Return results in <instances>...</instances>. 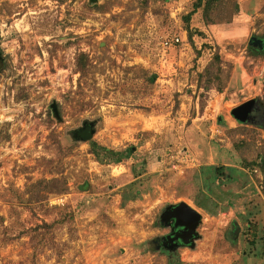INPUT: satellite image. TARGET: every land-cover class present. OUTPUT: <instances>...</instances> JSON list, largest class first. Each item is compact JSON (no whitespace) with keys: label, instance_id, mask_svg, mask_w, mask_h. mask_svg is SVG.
<instances>
[{"label":"rangeland","instance_id":"1","mask_svg":"<svg viewBox=\"0 0 264 264\" xmlns=\"http://www.w3.org/2000/svg\"><path fill=\"white\" fill-rule=\"evenodd\" d=\"M227 1L0 0V264H264V126L231 115L264 110V0Z\"/></svg>","mask_w":264,"mask_h":264},{"label":"water","instance_id":"2","mask_svg":"<svg viewBox=\"0 0 264 264\" xmlns=\"http://www.w3.org/2000/svg\"><path fill=\"white\" fill-rule=\"evenodd\" d=\"M96 0H89L90 3ZM52 112L58 117L56 106L52 105ZM232 117L241 124H254L263 127L261 118L264 117V110L256 100L246 101L231 110ZM258 119V117H260ZM79 137L82 141H89L91 136V125H86L79 131ZM163 222H172L175 229L181 230L184 234L185 245L190 244V240L197 237V228L201 222V215L186 203L182 202L166 210Z\"/></svg>","mask_w":264,"mask_h":264},{"label":"trees","instance_id":"3","mask_svg":"<svg viewBox=\"0 0 264 264\" xmlns=\"http://www.w3.org/2000/svg\"><path fill=\"white\" fill-rule=\"evenodd\" d=\"M225 2H228V1L227 0H196V3L193 6V12H195L199 9H202V14H203L204 19L209 22L213 12L215 13L218 10L219 5H221ZM191 14L192 13H190L188 16H190ZM228 18L230 19L231 15ZM187 31L189 34V38H191L192 32L189 29H187ZM249 48H250V51H252L253 53L264 52V49H263L264 48V36H262V37H258V36L251 37L250 41H249ZM81 57L83 58L84 56H81ZM82 58H81V61H82ZM218 63H219V57L216 55L215 58L213 59V61L210 63V66H215ZM210 66H209V69H210ZM81 68H84V66L82 64L80 65V69H79L80 72L82 71ZM92 146H93L92 147L93 149L99 150V151L105 153V155H108V154L111 156H114V155L119 156L120 155V153H117L113 150L102 147L96 143H93ZM260 168H261L260 171H263V180H262L261 186H262V190H263V194H264V162H263V164L260 165ZM226 171L229 172L228 175L225 174ZM230 172H232L231 169H227L224 167L203 166L200 168V172L198 173L199 176L196 175L197 177L195 179H197L201 176L200 179L202 178L204 180V184L207 186L208 184L213 183L217 180L224 179L225 181H230L231 180ZM207 192H209V191L207 190ZM199 207H202V205L199 204Z\"/></svg>","mask_w":264,"mask_h":264},{"label":"flooded vegetation","instance_id":"4","mask_svg":"<svg viewBox=\"0 0 264 264\" xmlns=\"http://www.w3.org/2000/svg\"><path fill=\"white\" fill-rule=\"evenodd\" d=\"M260 117H258V119H260ZM262 120H264V117L261 118ZM171 232L169 234V239H168V247L169 248H177V247H180V245H185L183 243V241H185V238H184V234L181 230H177L173 227V225H171Z\"/></svg>","mask_w":264,"mask_h":264},{"label":"built area","instance_id":"5","mask_svg":"<svg viewBox=\"0 0 264 264\" xmlns=\"http://www.w3.org/2000/svg\"><path fill=\"white\" fill-rule=\"evenodd\" d=\"M174 42L177 43V42H179V40L178 39H175ZM165 44L168 45V43H165Z\"/></svg>","mask_w":264,"mask_h":264}]
</instances>
